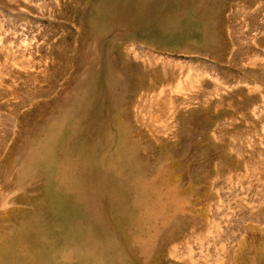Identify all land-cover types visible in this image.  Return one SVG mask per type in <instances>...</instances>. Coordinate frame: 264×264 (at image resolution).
I'll list each match as a JSON object with an SVG mask.
<instances>
[{
    "label": "rangeland",
    "instance_id": "rangeland-1",
    "mask_svg": "<svg viewBox=\"0 0 264 264\" xmlns=\"http://www.w3.org/2000/svg\"><path fill=\"white\" fill-rule=\"evenodd\" d=\"M133 1L0 0V232L44 199L45 177L27 157L38 161L49 118L114 60L132 132L144 131L154 159L179 157L172 166L189 176L184 226L175 223L161 255H198L204 243L211 264H264V0H153L174 24L167 31L149 17L140 29L103 20ZM17 164L27 166L20 186Z\"/></svg>",
    "mask_w": 264,
    "mask_h": 264
},
{
    "label": "bare ground",
    "instance_id": "bare-ground-1",
    "mask_svg": "<svg viewBox=\"0 0 264 264\" xmlns=\"http://www.w3.org/2000/svg\"><path fill=\"white\" fill-rule=\"evenodd\" d=\"M152 1L134 0L133 6L116 14L106 10L103 20L111 27L132 21L140 29L149 17L157 19L158 30L173 28L164 13L158 18ZM103 70L97 80L83 74L82 82L75 83L71 98L76 99L63 98L61 111L52 114L37 143L38 161L27 157L33 171L39 168L45 177L46 192L13 227L0 232V264H211L210 247L204 243L196 246L198 255L191 247L189 255H177L174 248L172 255H161L165 242L176 235L175 223L184 226L185 199L179 189L187 186L189 176L178 177L183 170L172 166L179 157L167 161V154L150 156L144 131L132 132L129 112L118 109L119 86L127 84L118 62H107ZM120 70L125 72V66ZM23 165L12 180L16 186L27 176ZM51 208L59 223L46 215Z\"/></svg>",
    "mask_w": 264,
    "mask_h": 264
}]
</instances>
